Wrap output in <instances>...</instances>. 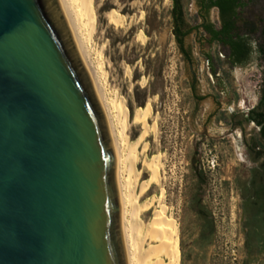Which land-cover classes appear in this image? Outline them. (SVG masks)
<instances>
[{
  "label": "rangeland",
  "instance_id": "374dc122",
  "mask_svg": "<svg viewBox=\"0 0 264 264\" xmlns=\"http://www.w3.org/2000/svg\"><path fill=\"white\" fill-rule=\"evenodd\" d=\"M182 1L188 22L196 26L195 0ZM172 10L171 0H94L96 28L87 47L114 117L125 180L139 207L152 204L141 212L145 226L163 207L166 220L177 227L178 264H264V201L256 197L264 187V143L260 129L245 121L260 101L264 58L255 48L247 65L232 68L227 49L193 33L185 39L187 62L174 35ZM112 12L120 15V27L110 24ZM216 16L211 13V19ZM242 20L264 26V0H255ZM259 37L260 32L255 42ZM192 82L203 98L197 109ZM112 102L128 111L126 138ZM148 104V124H157V134L150 131L139 143L144 131L134 116ZM132 146L131 164L125 158ZM156 156L160 183L141 194L151 178L148 162Z\"/></svg>",
  "mask_w": 264,
  "mask_h": 264
},
{
  "label": "water",
  "instance_id": "95a60500",
  "mask_svg": "<svg viewBox=\"0 0 264 264\" xmlns=\"http://www.w3.org/2000/svg\"><path fill=\"white\" fill-rule=\"evenodd\" d=\"M0 264H128L116 152L59 0H0Z\"/></svg>",
  "mask_w": 264,
  "mask_h": 264
},
{
  "label": "bare ground",
  "instance_id": "6f19581e",
  "mask_svg": "<svg viewBox=\"0 0 264 264\" xmlns=\"http://www.w3.org/2000/svg\"><path fill=\"white\" fill-rule=\"evenodd\" d=\"M59 1L74 37L76 46L92 79L97 97L102 106L108 123L110 135L116 152L117 185L122 208V234L128 264H178L179 250L176 240L178 231L177 227L166 220V211L163 207L160 208V212H157L156 210L154 211L152 219L150 220L148 225L145 226L141 218V212H149L152 204L148 203L142 205V207H139L137 205V198L134 194V191L133 189H131L132 187L130 184L132 183L131 181L130 183H128L129 180L126 181L124 177V160L121 154L122 149L120 148L121 146L119 144L113 126L114 117L111 113V108L109 107L110 105H108L107 98L103 91V84L101 82L100 74L98 73V68H96L91 62L88 52L89 47H87L88 41L93 37L96 28L94 0ZM109 21L110 24L114 25L115 27H120L122 25L121 17L116 12H112L109 14ZM139 37L143 41L145 40L143 34H140ZM113 104L115 110L117 109L118 111L117 119L119 117V120L121 121V126L123 127L122 133L125 137L128 111L122 102H115ZM151 115L152 109L149 104L146 108L138 109L135 113L134 123L142 126L144 131L142 137L139 139V143L146 137V135L150 131L154 134H157V124L154 123L152 127H150L148 124V120ZM146 147L147 146H145V148ZM130 148L131 151H129V154L125 159L129 160L132 164L131 161H134V159L136 160V158L130 160L133 157V153L135 152L134 148H136V146H132ZM129 161L127 163H129ZM161 166L160 156H156L150 162H148V169L151 172V178L148 183L142 186L141 194L147 193L153 183H160V170L162 168ZM134 171V166L130 165L129 172L131 173ZM130 176L131 174L129 175V177ZM163 196L164 192H162V197Z\"/></svg>",
  "mask_w": 264,
  "mask_h": 264
},
{
  "label": "trees",
  "instance_id": "16d2710c",
  "mask_svg": "<svg viewBox=\"0 0 264 264\" xmlns=\"http://www.w3.org/2000/svg\"><path fill=\"white\" fill-rule=\"evenodd\" d=\"M173 2L172 17L174 23V35L177 43L183 50V44L185 38H187L192 31L181 32V26H183V1L171 0ZM255 0H217L211 7H218L221 10L223 18V27L220 31L209 30V33L213 35L212 41L217 42L223 48L228 50L227 63L232 67L247 65L253 55V51L256 48V52L259 56L264 58V26L256 28V25L249 21L243 23V15L246 11L252 8ZM176 27L179 29L177 30ZM260 32V37L255 42V36ZM186 57L191 61V54L189 51L185 52ZM206 59L210 64V70L214 75L217 74L215 69H212V56L207 55ZM247 123H253L260 129V138L264 143V72L262 81V90L260 101L256 108L251 110L245 120ZM264 170V163L262 164ZM198 175V174H197ZM201 177V174H199ZM256 197L259 200L264 201V187L257 190Z\"/></svg>",
  "mask_w": 264,
  "mask_h": 264
},
{
  "label": "flooded vegetation",
  "instance_id": "af4514ba",
  "mask_svg": "<svg viewBox=\"0 0 264 264\" xmlns=\"http://www.w3.org/2000/svg\"><path fill=\"white\" fill-rule=\"evenodd\" d=\"M216 1L217 0H195L196 6H197L196 15H197V19L199 20V23L196 26H192L188 22V20L186 18L185 11H184V6H183V16H182L183 26H181V29H179L178 27H176V29L177 30L179 29L181 32L192 31L191 34H193V33L203 34L207 38V40L210 44H212V45L218 44L215 41L211 42L213 35H211L209 33V30H212L214 32L220 31L223 27V18H222V13H221L220 8L213 7V6L211 7V3L213 4ZM214 12H217V16L211 19V13H214ZM178 46H179V49H180L184 59L187 62H191L187 59L186 54H185V52L188 51L185 47V40H184V44H183L184 52L182 51L181 46L179 44H178ZM191 96H192V99L194 100L195 109H197L198 106L200 105L201 101L203 100V98H201V96L197 94L195 82L191 83ZM211 119H212V115H209L205 124L207 125L208 121H210Z\"/></svg>",
  "mask_w": 264,
  "mask_h": 264
}]
</instances>
